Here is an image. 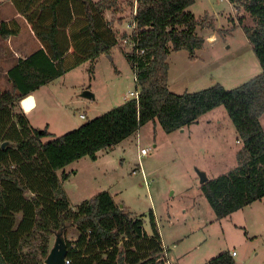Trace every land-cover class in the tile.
<instances>
[{"label":"trees","instance_id":"1","mask_svg":"<svg viewBox=\"0 0 264 264\" xmlns=\"http://www.w3.org/2000/svg\"><path fill=\"white\" fill-rule=\"evenodd\" d=\"M11 1L43 46L19 58L7 73L12 88L0 89V264H46L52 236L69 224L76 225L79 235L66 243L67 264H167L153 210L149 234L143 216H134L124 205L103 210L100 195L74 209L62 181L69 174H58L86 155L96 159L100 150L114 147L149 121L172 132L224 105L242 143L238 164L201 184L202 193L217 219L264 197V0H229L256 21L253 28H245L262 71L233 89L217 83L183 93L169 88L168 56L181 49L194 56L203 47L205 38L195 30L205 18L198 20L188 10L196 0H138L139 48L144 52H124L138 77L139 102L127 99L49 141L44 140L50 135L48 127L35 128L17 107L81 62L112 52L118 30L106 12H117L119 0ZM130 3L133 7L134 0ZM15 24L1 21L0 36L8 39L18 33ZM112 217L119 218L115 227L101 224ZM209 264L236 260L226 250Z\"/></svg>","mask_w":264,"mask_h":264},{"label":"rangeland","instance_id":"2","mask_svg":"<svg viewBox=\"0 0 264 264\" xmlns=\"http://www.w3.org/2000/svg\"><path fill=\"white\" fill-rule=\"evenodd\" d=\"M11 8L13 2L3 0L0 14L9 13ZM132 10L130 0H119L117 12H106L119 37L110 54L81 62L35 92L38 104L29 110L28 118L35 128L48 127L50 135L45 141L120 105L129 91L136 89L134 70L124 52L131 51V47L121 43ZM188 10L198 20L205 18L204 24L195 30L205 38V43L196 50V57L186 49L171 51V91L195 92L217 83L233 89L262 71L245 28H253L256 21L244 8L231 6L229 0H196ZM28 24V19L24 22L19 18L15 27L20 31L19 38L35 47L31 46L32 41L36 42L32 37H38ZM0 41L7 47L1 36ZM3 69L0 65L1 76H5ZM0 85V89L12 88L11 84L5 86V79H1ZM85 90L95 97L83 96ZM20 108L21 104L17 111ZM81 112L88 114V118H81ZM260 120L264 128V114ZM157 124L155 128L154 121H149L120 145L106 149L97 160L86 155L60 169V176L69 174L62 181L73 208H83L86 200L100 195L103 210L124 205L126 211L146 219L145 227L151 233L153 210L171 252L172 264H209L211 258L226 250L238 253L234 256L236 264H264V199L217 219L201 190L198 171L213 179L238 164L242 143L226 107L220 105L172 132L165 131L158 121ZM141 147L151 149L139 157ZM118 223V217L101 221L106 227ZM57 234L67 243L77 239L79 230L69 224L67 230L56 232L51 249Z\"/></svg>","mask_w":264,"mask_h":264},{"label":"crops","instance_id":"3","mask_svg":"<svg viewBox=\"0 0 264 264\" xmlns=\"http://www.w3.org/2000/svg\"><path fill=\"white\" fill-rule=\"evenodd\" d=\"M0 6L2 5V2L3 0H0ZM231 6H233V4L230 2ZM14 5V4H13ZM12 10L9 12V13H4V14H0V22L1 21H11V20H16V19H22L24 22L27 21L26 17L24 15H22L21 13H19L16 9V7L14 6V8H11ZM29 25V29L31 28V24H28ZM19 34H20V31H18V33L16 34H13L12 36H10L8 39H5L7 41V47L5 46L6 44H2V42L0 41V65H2L4 67V69L2 70V72L5 74V76H1L0 74V82H1V79H5V86L6 87H9L11 82L9 81V79L6 78V75L9 71V69L17 63L18 59L21 58V57H26L28 56L29 54L33 53L34 51H36L37 49L41 48L43 46V43L41 40H39L38 38H36L34 35H33V39L36 41H32V45L31 46H35V47H30L28 45V41H25L24 39H20L19 38ZM37 39V40H36ZM27 49H30V51H27ZM73 50V49H72ZM9 51L11 52V54H9ZM171 53V52H170ZM170 55V54H169ZM195 57L197 56V52H195ZM169 58V56H168ZM4 62V63H3ZM169 62V61H168ZM169 73H168V84L170 85V82H169ZM7 79V80H6ZM12 85V84H11ZM0 87L2 88V86L0 85ZM3 89H5L3 87ZM37 91V90H36ZM35 91V92H36ZM32 93L34 95V99H35V107L36 105L38 104V99H37V95L36 93ZM125 99V98H124ZM126 100V99H125ZM124 100V101H125ZM123 101V102H124ZM122 102V103H123ZM22 106V104H21ZM23 108V107H22ZM27 114H29V111H26ZM87 115V118H88V114ZM94 118V117H93ZM149 123V122H148ZM146 123V124H148ZM155 124V128L157 127V121L154 122ZM80 126V125H79ZM141 128V127H140ZM124 141V140H123ZM122 141V142H123ZM122 142H120L119 144L117 145H120ZM115 145V146H117ZM113 148V147H112ZM111 149V148H110ZM109 150V149H108ZM108 150H100L98 153H97V159L100 158L101 155H105L104 153H106ZM264 199V197L262 198ZM261 199V201H262ZM111 202V201H110ZM195 202V200H194ZM239 211V210H238ZM154 212V211H153ZM237 212V211H236ZM234 212V213H236ZM154 215H155V219L157 221V217H156V214L154 212ZM145 222H146V219H145ZM146 229V227H145ZM146 231L151 234V232H149L147 229ZM161 232V231H160ZM162 235V238H163V242H164V245H166L165 243V240H164V237H163V234ZM167 246V245H166ZM168 247V246H167ZM235 251V250H234ZM168 256L171 260V252L169 251V247H168ZM233 252V251H232ZM231 252V253H232ZM236 252V251H235ZM238 253L236 252V254L234 256H237ZM172 262V261H171Z\"/></svg>","mask_w":264,"mask_h":264},{"label":"built area","instance_id":"4","mask_svg":"<svg viewBox=\"0 0 264 264\" xmlns=\"http://www.w3.org/2000/svg\"><path fill=\"white\" fill-rule=\"evenodd\" d=\"M132 17L129 20V22H127V27H125L123 29L124 32V36L122 37L121 43H123L124 45H129L131 47V51L129 52H134L135 53H142L144 52V49L139 48V23H138V19H137V15H138V0H134V5L132 7ZM135 74V81H136V89L135 90H130L128 95L125 96V99H131V98H135L138 102H139V98H140V84L138 81V77L136 72H134ZM26 111V110H25ZM80 117L85 119L87 118V115L85 112H81ZM137 143L138 145L140 144V137L138 134V138H137ZM151 147H141L140 151H139V157H143L144 155H146L149 151H150ZM165 247V257H166V261L167 264H172L169 256H168V247L166 245H164ZM233 255L236 254L235 251L232 252ZM69 263V260L66 259V264Z\"/></svg>","mask_w":264,"mask_h":264},{"label":"water","instance_id":"5","mask_svg":"<svg viewBox=\"0 0 264 264\" xmlns=\"http://www.w3.org/2000/svg\"><path fill=\"white\" fill-rule=\"evenodd\" d=\"M83 96L94 98L95 95L90 90H85ZM22 107L24 110H31L35 107V99L33 94H29L24 97L21 101ZM29 108V109H28ZM5 145V144H4ZM200 175L201 184L208 181L209 177L206 172L198 171ZM66 251L67 244L66 241L61 237V234H57V238L53 248L50 250L49 255L46 258V264H66Z\"/></svg>","mask_w":264,"mask_h":264},{"label":"bare ground","instance_id":"6","mask_svg":"<svg viewBox=\"0 0 264 264\" xmlns=\"http://www.w3.org/2000/svg\"><path fill=\"white\" fill-rule=\"evenodd\" d=\"M213 39V38H212ZM29 109V108H28ZM27 111H29V110H27Z\"/></svg>","mask_w":264,"mask_h":264}]
</instances>
